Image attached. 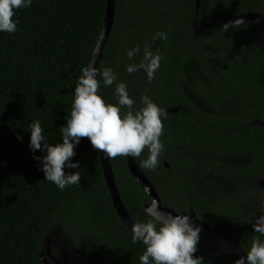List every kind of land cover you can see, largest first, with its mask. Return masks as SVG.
<instances>
[{
  "label": "trees",
  "instance_id": "16d2710c",
  "mask_svg": "<svg viewBox=\"0 0 264 264\" xmlns=\"http://www.w3.org/2000/svg\"><path fill=\"white\" fill-rule=\"evenodd\" d=\"M107 0H33L13 17L15 33H0V264H43L40 252L51 233V255L62 264H140L145 247L133 243L112 206L100 164L88 138L74 149L78 185L63 191L44 180L29 150L28 125L40 121L49 144L62 142L81 68L90 64L102 30ZM259 14L225 30L227 17ZM162 31L167 40H153ZM140 45L128 60L126 51ZM163 60L151 83L128 64L144 47ZM111 67L117 80L98 89L116 103V83L127 85L142 107L147 94L165 109L164 151L155 171L141 158L110 159L117 189L135 222L148 217L150 199L131 177V158L153 184L164 207L188 214L245 251L264 214L220 187L242 183L261 170L264 178V0H115L114 19L97 68ZM98 79H100L98 77ZM175 109V112H171ZM19 137V139H18ZM46 154V153H45ZM35 155H42L39 151ZM247 156L245 164L236 161ZM166 164L168 168H166ZM245 204V205H244ZM56 229V231H55ZM213 249L197 244V252ZM225 254L205 264H235ZM48 264H54L47 260Z\"/></svg>",
  "mask_w": 264,
  "mask_h": 264
},
{
  "label": "clouds",
  "instance_id": "9594fccd",
  "mask_svg": "<svg viewBox=\"0 0 264 264\" xmlns=\"http://www.w3.org/2000/svg\"><path fill=\"white\" fill-rule=\"evenodd\" d=\"M32 2L0 0V33H15L18 30V21L13 18L16 11L29 8ZM244 23L243 19H236L226 24L224 29ZM152 39L167 40L168 37L166 33L156 31ZM141 51L140 45H136L126 51V57L133 60ZM162 60L159 50L154 52L146 46L142 60L128 64L125 70L129 74L143 71L151 83ZM81 73L74 89L70 118L66 117V124L60 127L61 143L52 145L47 142L40 121L28 125L31 133L29 150L38 164V171L43 172L44 180L61 191L66 186L79 184V172L66 174L65 168H80V162H73L72 158L75 156L74 149L84 137L88 138L93 150L102 153L106 159L118 156L141 158L147 150V155L139 159V167L155 171L165 147L161 140L165 109L147 94L141 95L142 107H135L136 101L123 82L115 84L113 95L116 103H106L98 95V89L101 82L104 87L116 82L115 71L103 66L98 69L90 63L81 68ZM37 151L42 155H35ZM145 214L148 217L145 221L131 226L133 243L139 242L145 247L139 257L140 264H205L202 257L194 258L193 255L197 252L202 229L194 224L190 216L162 212L155 201ZM252 229L256 234L252 246L235 264H264V214L257 217Z\"/></svg>",
  "mask_w": 264,
  "mask_h": 264
},
{
  "label": "water",
  "instance_id": "95a60500",
  "mask_svg": "<svg viewBox=\"0 0 264 264\" xmlns=\"http://www.w3.org/2000/svg\"><path fill=\"white\" fill-rule=\"evenodd\" d=\"M196 5L199 4L200 0H195ZM114 12H115V0H107L106 2V10H105V17L103 20V26L102 30L99 34L97 43L94 48L93 55L91 57L90 63H94V66L97 67L98 60L100 57V54L102 52V49L106 43V40L108 38V35L110 33V29L113 23L114 19ZM259 14H249L244 16H238V17H227L225 21L223 22V27L228 24L230 21H234L236 19H243L244 22L248 21H254L257 18H259ZM175 109H172L171 112H175ZM100 156V164H101V170L102 175L106 184V187L108 189L110 199L112 202V206L114 210L116 211V214L122 224L125 226V228L132 233L131 226L136 223L128 214L127 210L125 209L123 202L120 198L119 191L117 189L116 180L111 168L110 159H106L102 153L99 152ZM127 167L128 171L131 175V177L135 180V182L141 187V189L146 193V195L150 199V204L145 206L144 210H146L151 207L153 201L156 202L158 210L166 213H171L173 215H188L191 217L192 221L195 225L201 227L200 232V240L199 243L205 244L213 249L212 252L205 253V254H193L195 257H202L203 260H210L215 257L225 255V254H233L240 258V256L245 255V251L241 249L240 247L236 246L233 243L228 242L227 240L215 235L209 226L205 224L204 222H201L197 220L194 213L190 211L188 214L181 213L178 214L174 212L172 209H169L167 207H164L161 203V199L158 196L153 184L149 181V179L143 174V172L139 169V167L134 163V161L131 158H128L127 160ZM166 168H168V165L166 164ZM51 233L47 235L44 242V249L40 252V260L43 264H48V259L53 261L54 264H62V262L65 263V260L63 259V256L61 255V259L53 258L51 255Z\"/></svg>",
  "mask_w": 264,
  "mask_h": 264
},
{
  "label": "rangeland",
  "instance_id": "374dc122",
  "mask_svg": "<svg viewBox=\"0 0 264 264\" xmlns=\"http://www.w3.org/2000/svg\"><path fill=\"white\" fill-rule=\"evenodd\" d=\"M248 159L247 156H238L236 161L240 164H245ZM220 188L234 198L246 200L255 207L264 206V178L261 170L256 176L242 183H226Z\"/></svg>",
  "mask_w": 264,
  "mask_h": 264
}]
</instances>
